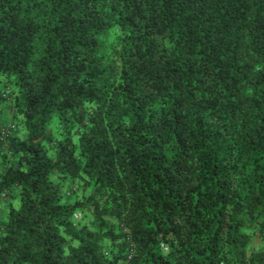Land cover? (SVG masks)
I'll use <instances>...</instances> for the list:
<instances>
[{
	"label": "trees",
	"instance_id": "trees-1",
	"mask_svg": "<svg viewBox=\"0 0 264 264\" xmlns=\"http://www.w3.org/2000/svg\"><path fill=\"white\" fill-rule=\"evenodd\" d=\"M0 264H264V0H0Z\"/></svg>",
	"mask_w": 264,
	"mask_h": 264
}]
</instances>
